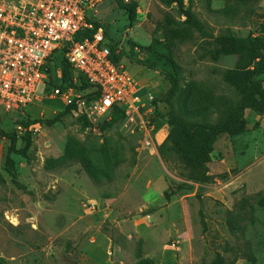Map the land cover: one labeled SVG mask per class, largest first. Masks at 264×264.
Returning a JSON list of instances; mask_svg holds the SVG:
<instances>
[{"label":"rangeland","instance_id":"374dc122","mask_svg":"<svg viewBox=\"0 0 264 264\" xmlns=\"http://www.w3.org/2000/svg\"><path fill=\"white\" fill-rule=\"evenodd\" d=\"M132 2L138 4L134 20L126 9ZM234 2L184 0L213 36L231 32L264 38V0H248L246 6ZM227 6L234 10L230 17L220 13ZM87 16L108 25L114 40L108 39V45L126 55L119 65L137 81L151 110L134 120L125 113L101 131L110 118L90 120L75 109L52 126L30 127L29 150L11 154L9 161L10 142L0 141V264H210L217 253L227 261L238 257L234 264H252L243 257L249 251L255 264H264V209L257 207L264 196L263 119L247 111L244 132L221 136L215 143L210 181L196 183L176 157L160 154L170 127L168 106L155 100L170 84L136 63L166 55L180 68L182 93L192 83H204L235 100L237 90L225 82L224 72L234 69L236 56L208 55L209 39L198 33L169 50L164 19L184 22L185 16L161 0H123V6L102 0ZM55 68L60 70L57 60ZM43 92L40 86L37 93ZM47 94L23 112L0 109V127L17 134V148L23 146L19 126L64 110L60 100ZM181 101L174 105L181 107ZM155 107L162 116H156ZM216 120L214 115L209 122ZM68 139L87 148L112 147L119 160L112 181L95 183L76 162L55 164ZM242 200L248 202L245 211L239 210ZM230 217L244 218L234 221L238 231L230 229Z\"/></svg>","mask_w":264,"mask_h":264},{"label":"trees","instance_id":"16d2710c","mask_svg":"<svg viewBox=\"0 0 264 264\" xmlns=\"http://www.w3.org/2000/svg\"><path fill=\"white\" fill-rule=\"evenodd\" d=\"M117 1L123 6V0ZM230 1L227 0V2ZM161 2L167 6L176 5L179 14L185 16L184 22L176 21L172 16H166L164 19V25L162 26L163 40H165L169 50L176 43L193 40L195 33H198L209 39L205 42V47L206 44H209L206 49L208 55L215 58L236 56L234 69L224 72L225 82L237 90L238 99L235 100L216 94L204 83H192L182 93L177 75L180 68L176 66L173 59L166 55H159L157 61H136L137 64L163 76L170 84V88L158 100H155V103H165L168 106L166 114L170 127L166 142L160 146V154L163 157H167V155L176 157L184 165L190 179L194 182L208 183L210 181L209 163L217 140L224 135L229 137L241 135L246 127L245 114L247 111L254 112L258 118H262L264 121V82L262 79L264 76V38L262 36L240 37L231 32L213 36L206 31L202 22L191 9L185 8L184 0H161ZM247 2L248 0H235L234 4L246 6L248 5ZM137 7L138 4L132 2L126 8L131 20L135 18ZM220 13L230 17L234 14V10L227 6L220 10ZM87 19L93 28L79 33L75 39L92 38L96 31L102 28L105 35L104 39H106V44L112 53V60L119 65L126 55L123 52L116 53L117 47L115 44L111 47L108 45V39L114 43V40L110 39L108 25L96 22L88 16ZM63 52L57 51L50 59V76L46 84V93L55 87L66 89L73 86L87 94L86 96L96 95L98 92L90 94L92 88L88 85L86 78L72 70V67L64 58ZM56 60L59 62L61 71L60 78L56 76ZM178 100L182 103H180L181 107L174 105V101L178 105ZM74 110L75 108L72 105L65 106L62 112L51 119L29 120L24 126L27 129L40 123L52 126ZM155 114L156 116H162L158 107H155ZM214 115L217 116V120L210 123L209 119ZM124 116L125 111L123 108H114L110 119L102 124L101 131L110 129ZM4 138L10 142L8 161L11 154L25 155L31 145V132L28 130L21 137L23 146L20 148H17L19 141L17 134L15 132H5L0 127V141ZM64 149L63 156L55 160V164L64 165L67 162H76L98 184L104 181H112L114 178L119 160L112 147L103 145L97 149L87 148L78 140L68 139ZM166 195L169 194L166 193ZM247 203V200H242L239 210L245 211ZM257 205V207L264 209V196L257 200ZM243 220V217L238 219L237 217L236 219L230 217L227 220L232 232L240 229L239 224H234V221ZM243 257H246L247 261L252 264L256 263L253 251L243 254ZM237 259L238 257L227 261L223 255L217 253L210 264H234Z\"/></svg>","mask_w":264,"mask_h":264},{"label":"built area","instance_id":"2783aa9c","mask_svg":"<svg viewBox=\"0 0 264 264\" xmlns=\"http://www.w3.org/2000/svg\"><path fill=\"white\" fill-rule=\"evenodd\" d=\"M102 0H20L0 2V109L24 111L48 96L38 94L49 81V63L57 52L76 73L82 74L94 96L75 87L53 88L49 94L65 106L74 107L90 120L110 118L114 108L142 118L150 112L137 81L122 66L115 64L99 28L92 38L75 37L91 30L87 11ZM119 51L117 50L116 53ZM58 75V76H57ZM60 78L61 71H56ZM151 101V100H150ZM34 127V126H31ZM30 129V127L28 128ZM18 127L23 135L27 130Z\"/></svg>","mask_w":264,"mask_h":264}]
</instances>
